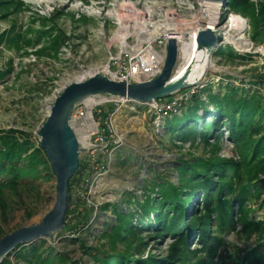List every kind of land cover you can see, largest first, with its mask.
Returning <instances> with one entry per match:
<instances>
[{"label":"rangeland","instance_id":"rangeland-1","mask_svg":"<svg viewBox=\"0 0 264 264\" xmlns=\"http://www.w3.org/2000/svg\"><path fill=\"white\" fill-rule=\"evenodd\" d=\"M14 1L22 2L21 10L7 17L0 15V34L9 32L11 38L0 42V71L8 72L0 78V130L21 129L31 134L35 141L39 140L37 131L48 115L54 93L72 81L103 71L109 56L118 53L119 40L114 38V34L119 30L121 20L129 25L130 32L134 34L133 25L138 20L152 21L162 30L167 26L166 22L175 26V21L179 19L183 24L175 28L186 41L192 30L207 26V16L203 14L197 0ZM230 13L226 12V4H221L219 23L225 24ZM245 19L247 26L243 38L232 43L223 42L210 52L211 63L201 82L177 92L175 96L180 104L174 111L161 116L148 105L136 103L117 112L115 125L124 136V145L128 143L130 146V152L123 157V163L114 168L111 166L99 181H94V174L89 172L73 185L68 203L70 227L45 238V247H52L56 255L68 252L78 264H98L93 257L96 249L82 248L77 242L70 241L71 238L79 235L88 247L93 248L105 244L107 238H103L101 233L108 231L115 223V210L137 214L140 209L136 201L143 200L149 194L153 181L158 177L161 178L158 181L177 183L175 164L181 157L208 154V148L200 143L198 137L181 141L179 133L169 132L167 118L180 114L183 102L189 101L197 88L207 85L215 93L225 92L226 86L232 84L258 89L264 94V37L262 42H253L249 19ZM39 36L41 41L38 45L24 46L25 40L35 42ZM54 36L64 40L57 53L49 54L48 49L40 52L44 46H51ZM128 42L131 43L132 38ZM226 45L244 58L229 59L218 54L217 49ZM184 62L180 50L175 71ZM203 99H206L205 94ZM161 103L163 101L158 102L159 105ZM207 107L213 110L211 103ZM106 109L107 105L97 108L100 114H104ZM224 129L221 127L223 138L220 154L235 155L233 144L226 139ZM85 159L86 154L82 153L80 162L84 163ZM43 176L35 181L36 188L20 190L18 195L6 191L5 217L0 205L2 233L7 234L36 222L52 207L56 195V178L51 169L44 172ZM154 194L152 192V196ZM27 213L31 215L27 216ZM244 214H248L250 221H264V204L249 201ZM153 218L150 216V219ZM83 223L85 226L81 227ZM241 228L238 225L235 231L225 237L233 244L244 247L247 242L242 237ZM147 241L144 257L148 254L165 256L172 239L152 235ZM195 241L196 237L190 238L191 247ZM117 247L120 248V245ZM8 259L15 262V251Z\"/></svg>","mask_w":264,"mask_h":264},{"label":"trees","instance_id":"trees-1","mask_svg":"<svg viewBox=\"0 0 264 264\" xmlns=\"http://www.w3.org/2000/svg\"><path fill=\"white\" fill-rule=\"evenodd\" d=\"M21 5L14 0H0V15L7 17L21 10ZM226 12L247 17L253 42H262L264 0H227ZM45 32L48 31L42 33ZM9 37V32L0 34V42L11 40ZM40 41L41 36L35 42L27 39L24 46L32 47ZM63 42L54 36L51 46H44L40 52L48 49L49 54H56ZM217 53L229 59L244 58L229 45L219 47ZM7 73L0 71V78ZM208 103L213 110L207 107ZM182 106L180 114L167 118L169 132L179 133L181 141L198 137L208 154L181 157L175 164L177 183L158 181V177L149 194L136 201L140 209L137 214L115 210V223L101 233L107 238L105 244L93 248L79 235L71 238L82 248L96 249L93 257L98 264H264V221H250L244 214L247 202L264 204V94L232 84L226 86L225 92L215 93L207 85L197 88ZM221 127L225 128L235 155L220 154ZM50 169L48 158L31 134L17 128L0 130V205L4 217L6 191L18 195L20 190L36 188L35 181ZM87 173L86 163L80 162L69 181L68 193ZM68 216L67 209L65 230L70 227ZM238 225L247 242L244 247L225 237ZM4 235L0 227V238ZM152 235L172 239L165 256L144 257L147 239ZM193 236L196 241L191 247L189 240ZM45 245L44 239L21 245L13 250L15 262L8 259L12 251L0 264H78L68 252L56 255L52 247Z\"/></svg>","mask_w":264,"mask_h":264},{"label":"water","instance_id":"water-1","mask_svg":"<svg viewBox=\"0 0 264 264\" xmlns=\"http://www.w3.org/2000/svg\"><path fill=\"white\" fill-rule=\"evenodd\" d=\"M205 1H219L222 5L227 2V0ZM196 42L198 49H205L210 53L224 42V37L221 33L205 27L198 31ZM178 53L177 39L169 37L163 69L158 76L150 80L126 82L112 79L102 72H96L64 86L61 93L54 99L46 119L37 131L39 146L48 158L56 178L54 202L36 222L19 227L0 238V262L19 246L59 234L65 228L69 181L78 171L81 155L80 142L70 124L76 104L92 96L108 94L148 104L165 99L201 82V80L195 83L188 82L192 69L190 64L180 76L175 75Z\"/></svg>","mask_w":264,"mask_h":264},{"label":"built area","instance_id":"built-area-1","mask_svg":"<svg viewBox=\"0 0 264 264\" xmlns=\"http://www.w3.org/2000/svg\"><path fill=\"white\" fill-rule=\"evenodd\" d=\"M200 2L201 0H197L199 5ZM156 8L163 9L160 6H156ZM172 24L166 22L167 26L161 30V27L152 21L138 20L136 25H133L134 34L129 29V35L125 39V43L118 39V53L109 56L108 63L101 72L112 79L126 82L146 81L158 76L164 66L168 38L175 37L177 39L179 51L182 44L180 38L174 34H180L176 28L182 25L183 21L177 19L174 23L175 26ZM199 30L200 28H197L191 32L197 36ZM191 32L188 39H190ZM130 38H132L131 43L128 42ZM63 88L64 86L54 93L53 101ZM176 94L146 105L161 116L168 115L180 104L175 96ZM90 100L92 102L88 103ZM160 101H163L161 105L158 104ZM136 103L139 104V102L128 98L111 94L96 95L77 103L73 109L70 124L80 142L81 154H86L84 163H86L87 170L94 174V181H99L101 176L110 170L112 166L111 155L124 145V136L115 125L117 112L129 108V104ZM105 105H107V109L104 114H100L97 108ZM131 108L133 109V107Z\"/></svg>","mask_w":264,"mask_h":264},{"label":"bare ground","instance_id":"bare-ground-1","mask_svg":"<svg viewBox=\"0 0 264 264\" xmlns=\"http://www.w3.org/2000/svg\"><path fill=\"white\" fill-rule=\"evenodd\" d=\"M200 6L202 12L207 16V26L214 31L221 33L224 37V42H236L238 39H242L244 31L247 26L245 17L238 13H230L225 24L219 23L221 2L219 1H203L201 0ZM120 28L115 32L114 38H117L126 42L125 39L129 35V27L122 20L119 22ZM121 30V32H120ZM178 36L182 42L180 50L181 55L185 59V62L176 71L175 75L180 76L187 65L192 67L191 73L188 77V82L195 83L202 79L204 73L210 65V53L205 49H198L196 42V34L191 32L190 39L187 41L183 39L182 34H174Z\"/></svg>","mask_w":264,"mask_h":264},{"label":"crops","instance_id":"crops-1","mask_svg":"<svg viewBox=\"0 0 264 264\" xmlns=\"http://www.w3.org/2000/svg\"><path fill=\"white\" fill-rule=\"evenodd\" d=\"M130 152V146L125 144L124 146L118 148L113 152L111 155L112 158V167L114 168L115 166H119V164L123 163L124 161L122 160L123 157Z\"/></svg>","mask_w":264,"mask_h":264}]
</instances>
